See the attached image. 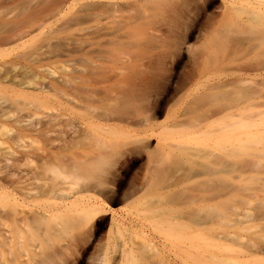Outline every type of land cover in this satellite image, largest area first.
I'll use <instances>...</instances> for the list:
<instances>
[{
	"label": "bare ground",
	"instance_id": "6f19581e",
	"mask_svg": "<svg viewBox=\"0 0 264 264\" xmlns=\"http://www.w3.org/2000/svg\"><path fill=\"white\" fill-rule=\"evenodd\" d=\"M83 1L88 2L0 0V264L6 261V246L15 242L4 230L8 223L17 230L15 235L24 229L48 235L69 230L88 234L103 216H113L108 202L116 201L118 195L109 184L118 175L105 166L117 165L113 158L117 152L124 159L117 153L119 162L125 164L129 157L133 165L145 157L140 168L149 170L157 187L168 189L164 205L150 212L164 222L156 232L160 248L143 232L142 221L131 232L133 222L125 223L120 216L122 223L118 221L116 228L120 237L124 231L126 236L129 232L142 238V245L152 254L155 251L153 258L158 261L153 259V263L264 264V202L259 201L254 209L245 203L247 194L254 197L264 190L263 182L253 186L254 177L245 176L251 168L263 169L264 160H259L262 155L252 156L254 162V157L259 161L251 164L244 158L252 142L254 146L258 139L264 143V137L252 132L257 122L264 125L260 121L264 120V8L259 3L256 7L255 0L231 1L216 32L218 42L212 43L214 53L192 49L188 63L184 62L188 68L172 77L174 70L168 66L176 64L179 46L190 37L186 22L188 26L190 18H197L193 14L200 8L197 3L206 6L213 0ZM76 3L84 10L80 7L68 21H62ZM161 14L166 17L159 19ZM56 17V30L43 27ZM101 20H107L106 24L101 26ZM83 22L94 25L85 28L88 38L76 47L73 44L74 55H66L67 61L49 62L52 56L47 57L42 48L32 60L24 51L9 61L4 58L7 47L32 29L42 37ZM159 37H164L161 42ZM184 64L180 65L184 68ZM50 104L56 105L51 106L53 111L33 123L39 110ZM160 113L165 115L164 123ZM180 132L188 134L187 142H174L175 147L162 143L166 135L175 137ZM200 137L208 142L198 144L195 138ZM152 138L157 139L153 147ZM260 142L258 146L264 147ZM200 147L211 150L200 151L210 160L202 161L201 181L184 186L190 171L196 173L189 165L195 162V154L201 155ZM181 155L190 160L188 166L178 159ZM177 160L186 164L178 165ZM193 164L197 167V162ZM179 166L184 168L180 173ZM228 169L233 175L227 178ZM132 180L121 190L120 201L141 192L144 183L140 184L137 175ZM71 198L69 204L64 203ZM31 203L40 206L34 208ZM246 205L252 210H245ZM258 230L260 234L250 236ZM201 235L209 238L198 247L196 240ZM131 251L125 264L139 261Z\"/></svg>",
	"mask_w": 264,
	"mask_h": 264
},
{
	"label": "rangeland",
	"instance_id": "374dc122",
	"mask_svg": "<svg viewBox=\"0 0 264 264\" xmlns=\"http://www.w3.org/2000/svg\"><path fill=\"white\" fill-rule=\"evenodd\" d=\"M87 1L90 2V0H87ZM102 1L105 3V0H102ZM116 1H118V0H116ZM116 1H114V2H116ZM124 1H126V0H124ZM231 1H234V0H213L210 5L206 4V6L203 5L204 3L200 1L199 3H197V8L198 7H200V8H198L197 10L195 8V11L193 10L194 11L193 14L195 15V18L196 17L197 18L193 19V20H191V18H190L189 21H192V22L188 21L190 24L191 23L192 24L191 25L189 24L188 25L189 27H188L187 26L188 23L186 22V24H185L184 23L185 21H183V23L186 25L185 28H188L187 29V33L190 34V37L186 39L185 44L179 46L180 47L179 49H178V46H177V49L179 51L177 52L178 55L176 54L177 58L174 59V60H176V61H174V63L176 62V64H173V65L169 64V66H168V68L171 67V68H173L172 70H174V71H172V73H173L172 77L175 76L177 73L179 74L183 70H186V68H188L187 66H189V64L186 65V66H185V64H187L188 63L187 61H189L188 58H190L189 56H191L190 53H192V51H191L192 49H193V51L195 50L196 53H199V52L212 53L213 52L212 51V48H213V44L212 43L218 42L219 37L216 34V32H218L217 30H219V26H220V24L222 22L223 14L225 12V9L229 6ZM84 2L88 3L86 1H83V3ZM92 2H94V0ZM95 2H96V0H95ZM118 3H119V1H118ZM254 3H255L256 7H258L257 4L259 3V4L262 5V6L260 5V8L261 9L264 8V0H255ZM80 7H81V4L75 5V8H74L73 12L72 13L69 12L70 13V14L68 13L69 15L68 14L64 15L66 17H64V20H62V21H65V19H67L66 21H68V19H70L72 17V15L77 10L80 9ZM81 8H82L81 10H84L83 6ZM263 11H264V9H263ZM81 14H83V13H81ZM161 15H160L159 19H161V17L162 18L166 17V14L165 15L161 14ZM194 15H192L191 17L194 18ZM244 17H246V16L244 15ZM57 18L58 17L48 19L50 21H47V22L45 21V24L43 25V27L46 26L45 29L47 28L48 31L49 30L50 31L51 30L52 31L56 30L58 25L54 26V24H56V20L55 19H57ZM159 19H157V20H159ZM62 21H59L57 24L60 25L61 24L60 22H62ZM106 22H107V20H106ZM106 22H105V20H103L99 24L101 25L103 23L105 25ZM89 23H90V25H89ZM92 24L94 25L93 22H85V23L83 22V23H80L79 25H76V26L75 25L74 26H70L67 29H63L64 32H63V30H59L60 33L59 32L57 33V31H55L53 34L51 33L52 35L49 34L51 37L49 35H44V36L41 37L39 30L32 29L30 31V33L26 37L21 38V39L17 40V42L15 41L14 43H12L11 46H9L10 49H9V47H7V49H6V50H8V53L6 55L7 57L5 56L4 58H5L6 61L7 60L9 61L16 54L24 51V52H26V55L28 54L31 57L30 60H32V58L37 53V50L42 48L41 51L43 53H45L47 57H51L52 56L50 58L49 62H54L53 60H57L58 59L57 61L62 63L64 61V59L66 61L68 60V57H66V55H68V54L71 55V56L74 55V53H72V49H73L74 46L76 47V45L78 43L82 44L81 40L88 38V37H84V36L88 35L87 32H85V31H88V30H86V29H88L87 27L92 26ZM103 24L101 26H103ZM184 24H183V27H184ZM55 27H56V29H55ZM75 29H77V30H75ZM47 30H44V31H47ZM78 30H79V32L83 30L82 32L79 33V35H81V36L78 35V32H77ZM163 31H164V29H163ZM84 32L87 35H85ZM162 33L163 32H161V35H163V34H165V36L167 35L166 32L163 33V34ZM237 33H240V32H237ZM55 34H56V36H55ZM201 34L203 35L204 38L202 37ZM46 36L48 37L49 41H48V39L45 38ZM237 36L238 37H243L242 34H237ZM50 38H52V39H50ZM162 38H164V37H161V38L159 37L158 38L160 40L159 42H161ZM42 39H43L42 42H44V43L41 42ZM156 41L158 42L157 39H156ZM50 42H52V43L50 44ZM83 42H85V41H83ZM48 43L50 44V46H49ZM73 44H74V46H73ZM42 45L45 46V47H43ZM49 48H50V50H48ZM187 49L189 51H191V52H188ZM213 50L215 51V48ZM48 51H50L51 53H49ZM62 51H63L64 54L62 53ZM58 52H59V54H57ZM28 55H27V57H28ZM49 55H51V56H49ZM27 59H29V57ZM172 61H173V59H172ZM184 62H185V64H184ZM179 63L180 64H184V68L182 67L183 65H180ZM179 65H180L181 68L179 67ZM51 67H53V65H51ZM48 70L52 71L53 69L48 67ZM59 74H57V75H59ZM57 75H56V77H57ZM212 76L214 77V73H213ZM173 80L174 79H171L170 82H173ZM6 85H8V84L6 83ZM30 90L32 91L33 89H30ZM51 106H52V108L56 107V105H54V104L51 105L50 104V107H49V105H48V108L46 106V108H45V109H47L46 111H45V109H44V111H42L43 109H40L39 110L40 114H39V111L36 113L37 115L39 114V118L38 119H36L37 117L33 118L34 120H32V122L36 123V121H38V122L39 121H43L42 119L44 118V116L46 117L47 114H49V113H51L53 111V110L51 111V109H50ZM263 110H264V108H263ZM158 116H159L160 120H162V123H164L165 122V119H164L165 115H163V113H160ZM262 119L261 120L258 119V120L263 122L264 120H262ZM256 124H257V126L256 127L254 126L252 132L257 134L258 138L259 137L263 138L264 137V125L262 126V123L259 124L258 122ZM256 124H254V125H256ZM258 124L261 126V128L259 127ZM259 129H260L261 133L259 132ZM256 130H257V132H256ZM180 133L182 135L181 134H178V135L176 134V136L174 135L175 137L169 136V134H168V137H170V139L166 135L165 139H163L164 141L162 139H161V141H163L162 143H165L166 145L173 144L174 147L176 145H179L180 144L179 142H181V144H182V142H184V143L187 142L188 140H186V139L189 138V137H187L188 134L186 132H183V133L180 132ZM200 138H195V141L199 140V141H197V143L200 142V144L208 142V141L204 142L205 140L202 142V138H201V140H200ZM258 138H256V135H255L254 139H258ZM165 140L168 141V143ZM255 141L256 142L257 141L260 142L261 140L258 139V140H255ZM150 142H151V145L153 147V146L156 145L157 139L156 138L155 139L152 138V139H150ZM174 142L176 143V145H174ZM177 142H178V144H177ZM258 142H257V144H255V146L252 145V143L254 144V142H252L250 146L253 147V148L250 149V146H249L248 149H250V150L245 148V149H247L250 152V153H247V155L245 154L246 157L244 156V158L247 160V163L250 162L251 164H253V163L256 164L259 160H264V159H260L262 156H263L262 158H264V149H263L264 147L260 148V146H258ZM263 142H264V139H263ZM165 144H163V145H165ZM260 145L262 146V145H264V143H261ZM199 146H201V145H199ZM255 149L260 150V152L255 150ZM205 150H207V151L209 150L208 151L209 153L211 151L210 149L201 150V147H200V149L198 150L199 154H201L200 151L203 152L202 154L207 153V151L205 152ZM247 150H246V152H247ZM171 151L172 150H170V152ZM251 151L254 152V153H252ZM258 152L260 154H257ZM166 153H169V151H167ZM255 153H256V155H255ZM116 154L114 155L113 158H117V162L119 163V165L117 163V165L115 164V167H113L114 165L112 166V164L105 166V167L109 166V167L105 168L106 170L108 168L112 167V169H110V170H113L114 174L116 173L118 175V176L116 175L117 176L116 179L119 178V180L115 179V183L109 184V186L113 187V190L116 193V195H118V199L116 201L113 200L111 202H108L109 206L111 207V210L113 211V216H112V214L103 216L102 217L103 219L99 220L93 226V229H91V231H89L88 234L87 233L84 234V232L82 230H69V231H64V232H59V231L53 232L52 231L48 235V234H44V233L42 234L40 231L36 232V231H34L32 229H29V230L28 229H24V230L21 231L22 233H20V235L19 234L15 235V233H17V230L14 229V227H12L8 223V226L6 228H4V230L6 232H8V233L10 232L9 234L11 236L10 235H8V236H10L11 238H12V236H13V238H15V237H17V238H15V239L12 238V240L15 241L13 243V246H11V244L6 246V247H8L9 250L8 249L5 250V252H6L5 255L7 253L8 254L6 256L7 257L6 261L3 264H119V263L121 264L122 261L125 264V259H126V257L128 256V253L131 250H132L131 251L132 254H134V256L137 258V260H139V261H137L136 264H138V263L139 264H144V262H145V264H155L158 261V258H156L157 260L155 258H153V256H156V255H154L155 251H153L154 254H152V251L149 252V249H146V248H149V247H146V244L142 245V243H144V242H142L143 241L142 238L137 237V235L136 236L135 235L132 236V234H130L129 232L128 233L126 232L127 233V236H126L124 231H123V233H121L122 237H120L119 231L116 228H117L118 221L119 222L121 221L120 223H122L123 219L126 221L125 222L123 220L125 223H127V220L130 221V222H133L132 224H134V225L133 226H132V224L130 225V226H132L131 232H133L132 230L135 229V228L138 230L139 225L143 223L142 224V229H143L144 233L146 232L145 234L149 235L148 239L152 240V242L154 240L156 241L157 240L156 238H158V234L156 232H157V230L160 229V226L164 225V222L162 221V217H160L159 214L156 213V215H157L156 216V215H154L153 213H150V212L154 211V210H158L162 205H164V200H165V197L168 194V189L167 188L161 189L162 187L159 184H158L159 187H157V185L153 183V179H152V177L150 175L151 173L148 172L149 170H147L146 168H144V169L140 168V166L142 164H144L145 161H146L145 157H143L142 160H140L139 162L135 163L134 165L131 163V160H130L131 157H129L128 158L129 160H127L128 163L125 164V163L122 162L123 163L122 164L121 162H119V159H118V157H120L121 159L123 158L120 155L121 153L119 155L117 154L118 157H117ZM202 154L199 155V156H198V154L197 155L195 154L196 157H193L195 159V162H192L191 165H189V166H191V169H193V170L195 169L194 171L197 173L198 176H199V172L203 168V167H201V164L204 165V162H202V161H205V159L208 157V156L206 157L207 154H205V156H202ZM260 155H262V156L260 158L258 157L259 160L257 161L255 157L260 156ZM181 156H183V155H181ZM197 156H198V158H197ZM252 156H255L254 157L255 162H254ZM179 158H181V160H183V161L185 160L187 162V164H186V162H183V161H180V162H183L187 166H188V164H190V163H188V161H190V160L187 161L186 160L187 158H184V156L183 157H178V159ZM194 159L192 161H194ZM123 160L124 159H122V161ZM208 160H210L209 157H208ZM113 161H114V159H113ZM115 161H116V159H115ZM196 162H197L198 165L196 164ZM261 162L264 163V161H261ZM177 163H178V160H177ZM179 163H178V165H179ZM193 163H195L197 167L193 168V166H195ZM130 164H131V166H130ZM180 165L186 166V165H183V164H180ZM182 166L178 167V168H180L179 173L181 172ZM186 167H185V171H190L191 170V169L188 170ZM199 167H201V168H199ZM257 167H258V165H257ZM198 168H199V170H198ZM182 169H184V168H182ZM230 169L232 171L234 170V168H230ZM230 169H228V170H230ZM231 170H230V173H228L229 175L226 176L227 178L230 177L232 173L235 174V172L234 171L232 172ZM247 171L248 172L245 173L246 179H247V177H250V175L252 176L251 177L252 179L254 177V180H252L253 182L251 181L252 183H255V184H253V186L256 185V184H257V186H260L261 184L263 185L264 181H262V179L264 178L263 177L264 176L263 175L264 174V167L262 169L261 166H259V169H258L259 173H258L257 170H254V168H253V170L251 168V170L249 169ZM109 172H111V171H109ZM182 172H184V170H182ZM190 172H192L196 176V173H194L193 171H190ZM111 173H113V172H111ZM192 173L189 174L190 175V179L186 183H185V181L187 179L183 178L184 179V182H183L184 186H187V185L192 184L194 182L201 181V177L200 176L199 177L196 176V178H195V177H193L191 175ZM181 174L184 175V173H181ZM136 175L139 178L140 184L144 183V185L140 186L141 188H140L139 191H141V192L138 193V194L136 193L137 195L133 196V198H130V199L126 200V201H120L119 200V196H121V192L127 187V185L130 183V181L134 177H136ZM186 175H188V174H186ZM189 175H188V177H189ZM191 176L193 178H191ZM251 178L250 179L248 178L249 181L251 180ZM154 186L156 188H153ZM120 188H122V189H120ZM263 191L264 190H262L261 192L263 193ZM262 193L259 192V194H261V195H258V193H257L256 196L253 194L254 197L252 195L247 194L248 195V199L245 197V203L246 204L250 203V205L253 206V209L256 208L257 207L256 204H260L259 201H261V203L264 202V196H263L264 193L263 194ZM77 196H78V194H77ZM77 196L75 195L74 198L77 197ZM249 196H250V199H249ZM259 196L262 197L263 200ZM71 200H73V198H71L70 200L65 201L64 203L65 204H67V203L69 204V202H71ZM159 200H161V201H159ZM247 201H249V202H247ZM39 204H36L35 206H33L34 204L32 205V203H31L29 205H31V207L35 208L36 206L39 207L40 206ZM58 204H60V203H58ZM249 206L247 207V205H246V207H245L246 209L245 210H248L247 208L250 209L251 206L250 207ZM250 210H252V209H250ZM250 212L246 211V213H250ZM253 212L255 213L256 211L253 210ZM120 216H121V218L123 217L122 220H121V218H119ZM114 220H116L117 223H115ZM111 222L112 223L114 222V224H116V225L112 224ZM114 226H116V227H114ZM144 226H145V228H144ZM154 227H156V228L154 229ZM252 232L250 231L249 234L252 233ZM8 233H6V234H8ZM257 233L260 234L259 230H258V232L255 231L254 234H250V236L252 235L251 237H254V235L257 234ZM249 234H248V236H249ZM153 236H154V239H151ZM257 237H258V235H257ZM207 238H209V237H206V236H203V235L199 236L197 238V240H196L197 246L198 247H203V244L204 243L206 244L208 242ZM128 241H130V242H128ZM156 242H157L158 245L156 244ZM156 242H155V245H157L156 247L160 248V243L158 241H156ZM168 242H169V240H167L166 245H169ZM141 246H142V248H141ZM10 247H14V248L13 249L11 248V250H10ZM34 248L36 249V251H35ZM121 250H123V251H121ZM141 252L142 253H146V254L143 255ZM118 253H121V257H120V254H118ZM149 254H151V255H149ZM138 256H139V258H138ZM145 257H147V258H145ZM127 259H128V257H127ZM153 259L155 260V263H153L154 262ZM43 262H45V263H43Z\"/></svg>",
	"mask_w": 264,
	"mask_h": 264
}]
</instances>
